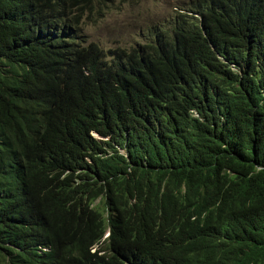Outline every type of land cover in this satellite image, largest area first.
Returning a JSON list of instances; mask_svg holds the SVG:
<instances>
[{"label": "trees", "instance_id": "16d2710c", "mask_svg": "<svg viewBox=\"0 0 264 264\" xmlns=\"http://www.w3.org/2000/svg\"><path fill=\"white\" fill-rule=\"evenodd\" d=\"M115 1L0 0V264H264V0Z\"/></svg>", "mask_w": 264, "mask_h": 264}, {"label": "rangeland", "instance_id": "374dc122", "mask_svg": "<svg viewBox=\"0 0 264 264\" xmlns=\"http://www.w3.org/2000/svg\"><path fill=\"white\" fill-rule=\"evenodd\" d=\"M173 3V0H124L123 4L115 1L110 12L86 25L83 34L104 48L122 46L140 39L143 29L164 18Z\"/></svg>", "mask_w": 264, "mask_h": 264}, {"label": "clouds", "instance_id": "9594fccd", "mask_svg": "<svg viewBox=\"0 0 264 264\" xmlns=\"http://www.w3.org/2000/svg\"><path fill=\"white\" fill-rule=\"evenodd\" d=\"M174 1V3L171 5V10H170V12L169 13H167V15L164 17V19H167L168 17H170V16H172L173 14H174V12H181V13H186L184 10H178L177 9V6L178 5H182V4H185L186 3V0H173ZM195 2H196V0H195ZM187 14H190V15H193L194 17H196L198 20H199V24H200V22H201V17L198 15V14H195V13H187ZM156 21V20H155ZM154 21V22H155ZM153 23V22H152ZM151 25V23L150 24H148L144 29H143V31H142V33L145 31V29L148 27V26H150ZM142 33L140 34V36L142 35ZM139 36V37H140ZM142 40V38L140 37V39L138 38V40H134V41H132V42H139V41H141ZM132 42H130V43H127V44H123L122 46H128V45H130V44H133ZM122 46H114V47H112V48H104V47H102V48H104V49H116V48H120V47H122ZM101 47V46H100ZM192 113H193V115L194 116H197V114H195V112L194 111H192ZM91 136L93 137V138H95V139H101V140H103V139H105V138H100L98 135H96L94 132H91ZM178 191H179V194H183L184 192H186V185L184 184V183H180L179 185H178V187L176 188ZM145 194H147V193H144V196H146ZM148 197V196H147ZM146 197V198H147ZM150 199H151V197H150ZM97 201V200H96ZM96 201H94V202H96ZM136 201V196H133V197H131V198H129L128 199V203H127V205H130L131 203H134ZM188 205V203H186V202H184L182 199H181V203H180V207H179V209L181 210V211H189V209H187V208H184V207H186ZM191 219V218H190ZM102 224H103V231H102V234H101V236H100V238H99V240H98V242L97 243H95L94 245H92L91 247H90V251L91 252H93L95 249H96V247L99 245V244H101L103 241H105L106 239H107V237H108V235L110 234V230H111V227H110V218H109V214H108V212H107V210L103 213V215H102ZM224 258H226V255H222ZM181 264H187L185 261H181ZM209 264H217L215 261H214V259H212V261L209 263Z\"/></svg>", "mask_w": 264, "mask_h": 264}]
</instances>
